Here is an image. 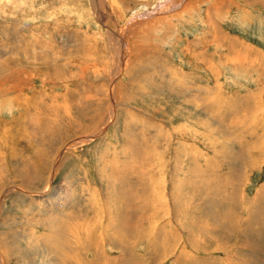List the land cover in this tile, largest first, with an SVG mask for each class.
Instances as JSON below:
<instances>
[{"label":"rangeland","instance_id":"374dc122","mask_svg":"<svg viewBox=\"0 0 264 264\" xmlns=\"http://www.w3.org/2000/svg\"><path fill=\"white\" fill-rule=\"evenodd\" d=\"M50 263L264 264V0H0V264Z\"/></svg>","mask_w":264,"mask_h":264},{"label":"bare ground","instance_id":"6f19581e","mask_svg":"<svg viewBox=\"0 0 264 264\" xmlns=\"http://www.w3.org/2000/svg\"><path fill=\"white\" fill-rule=\"evenodd\" d=\"M45 191H46V190H45ZM45 195H46V194H45ZM45 195H43V196H41V197H40V196H37V197H38V199H39V198H41V201H43V200H44V197H45ZM167 203H168V202H167ZM50 264H51V263H50Z\"/></svg>","mask_w":264,"mask_h":264}]
</instances>
